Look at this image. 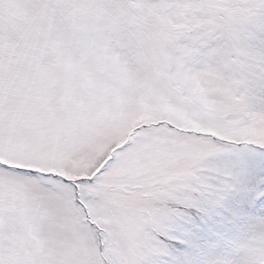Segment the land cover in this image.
I'll return each mask as SVG.
<instances>
[{"label":"snow or ice","instance_id":"6c2138e0","mask_svg":"<svg viewBox=\"0 0 264 264\" xmlns=\"http://www.w3.org/2000/svg\"><path fill=\"white\" fill-rule=\"evenodd\" d=\"M0 264H264V0H0Z\"/></svg>","mask_w":264,"mask_h":264}]
</instances>
